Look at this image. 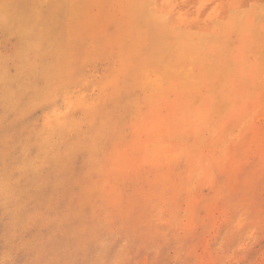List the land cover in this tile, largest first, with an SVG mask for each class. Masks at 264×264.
I'll return each mask as SVG.
<instances>
[{"label": "rangeland", "instance_id": "obj_1", "mask_svg": "<svg viewBox=\"0 0 264 264\" xmlns=\"http://www.w3.org/2000/svg\"><path fill=\"white\" fill-rule=\"evenodd\" d=\"M0 264H264V0H0Z\"/></svg>", "mask_w": 264, "mask_h": 264}, {"label": "bare ground", "instance_id": "obj_2", "mask_svg": "<svg viewBox=\"0 0 264 264\" xmlns=\"http://www.w3.org/2000/svg\"><path fill=\"white\" fill-rule=\"evenodd\" d=\"M59 112V111H58Z\"/></svg>", "mask_w": 264, "mask_h": 264}]
</instances>
